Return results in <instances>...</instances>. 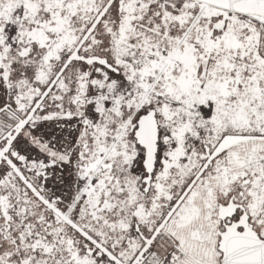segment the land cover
<instances>
[{
  "label": "snow or ice",
  "instance_id": "1",
  "mask_svg": "<svg viewBox=\"0 0 264 264\" xmlns=\"http://www.w3.org/2000/svg\"><path fill=\"white\" fill-rule=\"evenodd\" d=\"M0 264H264V0H0Z\"/></svg>",
  "mask_w": 264,
  "mask_h": 264
}]
</instances>
